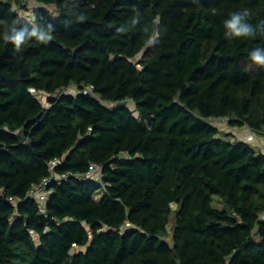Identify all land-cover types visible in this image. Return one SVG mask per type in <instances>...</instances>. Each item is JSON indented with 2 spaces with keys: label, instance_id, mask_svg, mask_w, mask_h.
<instances>
[{
  "label": "trees",
  "instance_id": "1",
  "mask_svg": "<svg viewBox=\"0 0 264 264\" xmlns=\"http://www.w3.org/2000/svg\"><path fill=\"white\" fill-rule=\"evenodd\" d=\"M34 2L0 0V264H264V150L226 130L264 135V0Z\"/></svg>",
  "mask_w": 264,
  "mask_h": 264
},
{
  "label": "built area",
  "instance_id": "2",
  "mask_svg": "<svg viewBox=\"0 0 264 264\" xmlns=\"http://www.w3.org/2000/svg\"><path fill=\"white\" fill-rule=\"evenodd\" d=\"M92 91V87H88L85 89V92ZM219 120H222L227 123V118H219ZM247 141H263V138H258L257 134L255 132H251L247 134V137L245 138ZM62 162V158H55L49 162V171L50 174L43 178L39 183L34 184L28 191L27 197L32 198L36 200L43 209L45 208V205L50 197V195L53 192V188L50 186L53 182H60L62 179L66 178L68 176V173L64 174H58L55 172V168ZM102 165L96 162H92L90 164V167L88 171L83 175V179L89 180V179H102ZM0 197H5L4 190L0 189ZM7 201L11 202L13 205H16L19 201V199H16L12 196L6 197Z\"/></svg>",
  "mask_w": 264,
  "mask_h": 264
},
{
  "label": "clouds",
  "instance_id": "3",
  "mask_svg": "<svg viewBox=\"0 0 264 264\" xmlns=\"http://www.w3.org/2000/svg\"><path fill=\"white\" fill-rule=\"evenodd\" d=\"M248 15L247 11L231 13L230 18L224 21L225 35H231L235 38L254 37L256 30L251 24L247 23ZM31 35L35 36L36 32L31 33ZM11 39L19 46L24 40V33L16 34ZM249 58L253 63L264 66V50L260 48L253 49L249 54Z\"/></svg>",
  "mask_w": 264,
  "mask_h": 264
},
{
  "label": "rangeland",
  "instance_id": "4",
  "mask_svg": "<svg viewBox=\"0 0 264 264\" xmlns=\"http://www.w3.org/2000/svg\"><path fill=\"white\" fill-rule=\"evenodd\" d=\"M27 4H28V7L30 8L31 6H33L35 4V2H34V0H27ZM23 12H24L25 15H30V11L28 9L27 10H24ZM67 91H69V92H72V91L75 92V88L74 87H71V88L67 89ZM36 95H37V97L39 99H41V101L45 105H48V98H47V95L45 93H37L36 92ZM128 105L131 108H134V103L132 101H129L128 102ZM211 121L214 124H217V125H219L221 127H229L228 124H226V122H224L222 120H219V119H211ZM228 129H230V127ZM241 130H243V129H241ZM240 133H242V134H240ZM236 134H237L236 137L238 135H240V137H242V138H246L247 137V134H245V133L243 134V131L242 132H239L238 131ZM258 142H259V140H258ZM262 142H264V140ZM262 142L260 144H263ZM213 204H214V206L219 207V208H222L223 207V202H222V200L217 195L214 196V202H213ZM171 228H172V224L169 226V230H171Z\"/></svg>",
  "mask_w": 264,
  "mask_h": 264
},
{
  "label": "crops",
  "instance_id": "5",
  "mask_svg": "<svg viewBox=\"0 0 264 264\" xmlns=\"http://www.w3.org/2000/svg\"><path fill=\"white\" fill-rule=\"evenodd\" d=\"M232 127H230V129H226L227 131L229 130V131H231L234 135H237L236 133L239 131V132H242L243 131V134L245 133V134H249V133H251V130H250V128H248L247 126H242V127H234V128H232ZM239 128V129H238ZM243 129V130H241V129ZM262 133H264V130L262 131ZM240 134H242V133H240ZM239 139H244V138H242V137H240V135H238L237 136ZM263 137V139H264V135L262 136ZM262 141H257L255 144L257 145V143H259V145H257V146H260L259 148L260 149H262V150H264V142H262L263 144H260Z\"/></svg>",
  "mask_w": 264,
  "mask_h": 264
}]
</instances>
